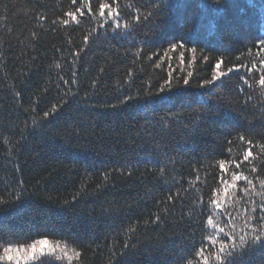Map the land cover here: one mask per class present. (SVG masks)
<instances>
[{
    "label": "trees",
    "instance_id": "trees-1",
    "mask_svg": "<svg viewBox=\"0 0 264 264\" xmlns=\"http://www.w3.org/2000/svg\"><path fill=\"white\" fill-rule=\"evenodd\" d=\"M99 2L91 0L93 12ZM119 2L125 14L131 11L128 4L141 11L148 4ZM206 3L188 0L182 10L187 23L169 14L157 20L158 27L141 23L130 36L106 27L85 45L84 35L99 24L86 9L78 25L58 19L80 7V0L75 5L72 0H0V196L7 198L20 181L25 191L21 201L0 211V243L46 233L82 250L80 264H109L129 237L131 246L114 264H183L200 246L210 231L203 226L211 213L207 201L219 187L218 161L242 159L246 145L238 133L253 139L254 154L260 151L255 142L264 143V96L254 83L258 73L252 74V87L242 84L243 71L211 91L197 87L211 77L217 58L223 57L225 71L234 64H258L264 55L257 44L264 37V0H215L205 8ZM197 28L199 48L210 60L200 59L198 49L197 61L180 69L178 53H170L173 76L192 71L190 85L181 79L169 99L145 107V92L168 78L167 61L157 67L168 41ZM138 48L140 56L134 55ZM153 52L158 55L148 60ZM137 92L139 99L118 103ZM53 105L57 112L41 119ZM34 118L39 126L32 124ZM253 164L254 174L247 171ZM242 169L259 190L264 157ZM201 198L204 206L197 207L194 201ZM156 215L160 221L151 222ZM219 219L225 221L223 215ZM247 259L262 264L264 250L250 252Z\"/></svg>",
    "mask_w": 264,
    "mask_h": 264
},
{
    "label": "snow or ice",
    "instance_id": "snow-or-ice-1",
    "mask_svg": "<svg viewBox=\"0 0 264 264\" xmlns=\"http://www.w3.org/2000/svg\"><path fill=\"white\" fill-rule=\"evenodd\" d=\"M76 3L77 0H72L73 5ZM214 3L215 0H207L204 7L208 8ZM187 6L188 0H148V4L143 11L132 4L126 5L131 11L125 14L119 0H111V2L109 0H100L95 12H93L91 0H80V7L76 8L75 11L65 12L64 16L67 18L58 19L63 25H68L70 22L78 25L81 23V18L85 15L84 10L86 9L92 15V18L99 22L98 28H93L88 34L84 35L83 42L87 45L99 35V29H105L106 27L110 28L116 35L130 36L141 23L158 27L157 20L169 14H174L177 22L187 23L188 18L182 12ZM171 26L168 25V27ZM200 37L201 32L197 28L194 31H190L189 34L179 37L173 36L168 41V46L163 50V55L159 56L157 63V67H160V62L167 61L170 69L168 78L158 88L145 92L144 95L149 98L145 102V107L149 103L157 101L163 103L169 99L167 94L180 85L181 79L183 85H190V78L193 77L192 71H188L182 77L173 76L176 68L172 67V60L175 57L174 55H170V53H178V66L180 69H183L186 64L191 66L197 61L196 53L198 49L201 53L200 59L206 63L210 60L208 55L203 54L204 49L199 48V44L201 43ZM257 44L259 45L260 53H264V37L259 38ZM83 50L81 48L79 51ZM79 51L74 53L76 57L79 56ZM142 52L143 49L138 48L134 55L140 56ZM188 53H191V59L186 60ZM156 55L158 53L153 52L147 59L152 60ZM224 63L223 57L217 58L212 66L211 77L201 80L197 87L204 90V92L211 91L213 87L221 86L218 82L227 78L231 73H239L241 71L244 73L241 76L242 84L252 87V74L258 73V80H255L254 83L260 86L261 95L264 96V55L261 56L258 64L253 61L250 67L244 64H234L225 71L221 69ZM57 67H60V65L57 64ZM128 75L131 77V70H129ZM75 82V80L72 81V83ZM64 83L67 84L68 81H64ZM93 83L95 84V81ZM240 91L243 92V87L240 88ZM16 95L19 96L20 93L17 92ZM139 98L140 93L137 92L135 95L123 96V99L119 100L118 103L125 104L128 101ZM248 99H251V97ZM201 102L202 104L208 103V101L203 99V93ZM111 106L115 108L118 105L113 104ZM32 110L35 111V107ZM57 110V106L53 105L52 110L45 111L41 119L48 118L50 115L55 114ZM32 124L39 126L35 118L32 120ZM24 138L22 129L20 140ZM237 138L246 145L242 152V159H220L218 161L220 172L217 183L219 187L213 189L211 198L207 201V207L211 210V213L207 215L206 223L203 226V230L210 231L202 237L200 246L195 247L191 255L183 259V264H249L247 258L250 252L256 249L264 250V179H259L258 190L254 179L242 169V165L264 157V143L255 142V146L260 151L254 154L253 139L246 137L243 133H238ZM9 139L5 137L4 142L8 143ZM20 140L17 141V144L20 143ZM229 143H232V141H229ZM228 154H231V149L228 150ZM247 171L254 174L258 172V168L253 164ZM161 175H163V169H161ZM107 179L108 177L105 175V180ZM198 179L199 177H197ZM98 190H100V186H98ZM24 196L23 181H20L18 188L9 193L7 198L0 196V211L18 203ZM257 197L259 198V203H257ZM76 198L77 196L72 197L73 200ZM172 198L171 195L168 197V199ZM194 204L197 207L204 206L202 198L194 201ZM191 214L190 212L189 215ZM213 215L217 219L214 220ZM221 215L225 217L224 222H221L219 219ZM160 219V216L156 215L155 220L151 222H159ZM238 219H242V222L239 224L237 223ZM144 223L147 224L149 221H144ZM128 231L134 233L135 228L130 227ZM130 241L131 237L125 240L123 248L120 249L119 253L113 252L111 254L109 264H114L117 256L126 254L127 249L131 246ZM82 255V250L77 248L75 244H70L63 239H50L49 234L46 233H39L36 238L30 239V241L6 240L0 243V264H80Z\"/></svg>",
    "mask_w": 264,
    "mask_h": 264
}]
</instances>
